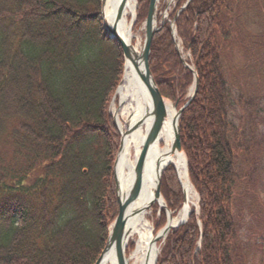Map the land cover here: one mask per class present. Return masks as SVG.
Masks as SVG:
<instances>
[{"label": "trees", "instance_id": "obj_1", "mask_svg": "<svg viewBox=\"0 0 264 264\" xmlns=\"http://www.w3.org/2000/svg\"><path fill=\"white\" fill-rule=\"evenodd\" d=\"M136 2L139 27L149 0ZM185 2L177 0L168 19L198 81L178 120L198 214L192 210L166 235L156 264H247L233 206L249 188L256 157L228 119L225 60L235 49L249 51L242 34L254 18L264 60V0H190L180 10ZM100 6L0 0V264H94L117 215L119 135L108 108L123 59L103 29ZM148 65L159 93L185 104L193 76L168 22L151 40ZM160 194L176 214L183 195L171 167ZM164 223L161 211L156 231ZM254 247L264 264V231Z\"/></svg>", "mask_w": 264, "mask_h": 264}, {"label": "bare ground", "instance_id": "obj_2", "mask_svg": "<svg viewBox=\"0 0 264 264\" xmlns=\"http://www.w3.org/2000/svg\"><path fill=\"white\" fill-rule=\"evenodd\" d=\"M120 0H104L102 16L105 26H112L116 9ZM134 0H127L121 19L117 22L118 35L125 43L131 44L134 51L139 53L140 42L135 43L132 33V19L134 15ZM142 67L134 68L125 63L123 79L116 90L111 104V114L116 120L117 127L122 133L133 122L141 118L146 112H151L152 101L146 87L141 83L139 73ZM166 117L156 138L150 143L141 175L140 191L137 198L126 210L125 230L128 238L135 237V247L131 251L127 264H154L155 258L160 251L154 243L157 234L152 233V226L146 218L149 212V204L153 201L154 189L158 175L164 172L168 166L175 171L184 193V202L178 213L172 217L168 216L167 227H175L182 223L193 205L192 200L196 198L193 188L186 177L185 157L183 154L172 150L174 116L176 109L170 101L164 102ZM152 124L151 115L140 127L133 130L122 140L120 154L115 164V178L118 184L119 197L121 200L127 196L134 179V167L138 155L144 144ZM159 208L164 206L160 198L154 202ZM159 234V233H158ZM123 246V244H122ZM99 264H116L114 247H110L101 257Z\"/></svg>", "mask_w": 264, "mask_h": 264}, {"label": "rangeland", "instance_id": "obj_3", "mask_svg": "<svg viewBox=\"0 0 264 264\" xmlns=\"http://www.w3.org/2000/svg\"><path fill=\"white\" fill-rule=\"evenodd\" d=\"M165 3L167 4L168 0ZM174 6L175 2L171 3L167 7V12L170 13ZM162 15L163 13L157 10L158 20ZM258 20L259 18H254L246 23L242 34L243 44L249 51L240 52V49H235L231 56L225 60L229 88L228 119L239 131L243 144L251 150L249 154L256 157L249 188L247 192L242 188L241 192L236 194L233 206L238 237L247 253V264H262L254 243L264 231V144L262 142L264 133V69L262 62L264 60L256 49V36L262 33ZM132 33L135 43L139 41L141 45L144 36L143 26L138 27L135 23ZM179 49L184 54L181 46ZM236 73H238L239 79L235 78ZM109 113L111 114V105ZM192 203L191 209H196L197 198L193 199ZM158 208L157 205L151 206L146 216L152 226L153 234L156 233L159 224L160 212ZM155 244L159 248V241ZM134 247L135 237L128 238L125 248L127 258Z\"/></svg>", "mask_w": 264, "mask_h": 264}, {"label": "water", "instance_id": "obj_4", "mask_svg": "<svg viewBox=\"0 0 264 264\" xmlns=\"http://www.w3.org/2000/svg\"><path fill=\"white\" fill-rule=\"evenodd\" d=\"M103 1L104 0H101V8H100L101 19L103 22V28H104L108 38L111 40H115L117 42L118 46L120 47L124 64L128 63V64L132 65L134 68H137L138 65H140L142 67V71L139 73L140 81L148 90L150 97H151V101H152L151 112H149V113L146 112L141 118H139L138 120L133 122L130 126H128L126 128V130L122 133L119 131V129L117 127L115 118L111 115L113 123H114V127L118 131V134H119V146H118L117 154H116V157H115V160L113 163V168H112V174H113V180H114V191H115L116 202H117V215H116L114 221L111 223V225L108 228L107 239H106L104 248L102 249L99 257L97 258V260L94 264H99L102 255L112 246L114 247V256H115L116 264H127L128 258L125 255L126 243L124 242L125 240H127V237H128V233L125 230V224H126V219H127L126 218V210H127L128 206L137 198V196L139 194L140 185H141V175H142V170L144 167V161H145V157H146L148 147H149L150 143L156 138V136H157V134H158V132L162 126V123L166 117V110H165L164 102L168 101V100L166 98H164L159 93L158 88H157V86H156V84L152 78V75L150 73L149 65H148L151 40H152L153 36L163 27L164 20H163V18H161L159 21V26H158L157 13H156V5H157L158 0H149L148 8H147V14H146V18H145V21L143 24L144 25L143 26L144 27V37H143V41H142V44H141L140 49H139V53H136L134 51L132 45L125 43L124 40L118 35L117 28H116L117 22L121 19V16H122L123 11L125 9L127 0H120L119 1V4H118L117 9H116L115 20H114L112 26H110V27L105 26L104 21H103V16H102ZM188 1H190V0H188ZM135 9H136V3H135L134 10ZM174 20L171 22V25H170L172 37L174 36V33H175ZM131 25H133V21H132ZM175 48H176V45H175ZM176 50H177V48H176ZM177 52H178V50H177ZM180 61H181L182 65L185 68H187L193 76V84H192V87L190 88L189 98H188L187 102L181 108L176 110V113L174 116V122H173L174 132H173L172 150L184 155V153L181 149V146H180V142H179L178 119H179L183 109L191 102L192 98L194 97L196 90H197L198 81H197V75H196L195 70L193 68H191L190 66H188L181 56H180ZM123 68H124V65H123ZM122 79H123V74H122L121 80L119 82V85L122 82ZM119 85H118V87H119ZM117 88H116V90H117ZM116 90H115V93H116ZM173 107L175 109L177 108V102H175L173 104ZM149 115H151V117H152V124H151V127L149 129L147 138H146L144 144L142 145L141 151H140L138 158L136 160V163H135L133 183H132V186H131L127 196H125V198L123 200H121L119 197L118 184H117V181L115 178V164H116V160H117V158L120 154V151H121L122 140L124 137H126L128 134H130L133 130L140 127L142 125V123L145 121V119L148 118ZM185 168H186V177L188 178L186 160H185ZM161 175H162V173H160V175H158L156 185H155V189H154L153 201L149 204V207H151L154 204V202H156L160 198H162L160 195ZM180 185H181V183H180ZM181 188H182V185H181ZM182 190H183V188H182ZM183 201H184V193H183ZM162 209L165 211V214H166V223H165L164 227L158 232L159 234L157 233L156 238L154 240V243H156L159 240L164 239L166 237L167 233L171 229H175V228L181 226L182 224H184L190 215V212H189L188 216L186 217V219L182 223H180L179 225H177L175 227L168 228L167 227V223H168L167 219H168V216H171V213L166 209L165 204L162 207ZM122 244H123V246H122ZM155 263H156V258H155L154 264Z\"/></svg>", "mask_w": 264, "mask_h": 264}]
</instances>
